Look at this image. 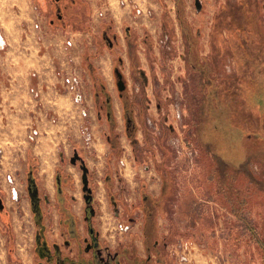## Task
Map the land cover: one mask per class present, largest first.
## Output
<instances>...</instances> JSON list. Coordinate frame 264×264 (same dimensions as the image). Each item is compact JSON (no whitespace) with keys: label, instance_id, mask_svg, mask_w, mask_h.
<instances>
[{"label":"rangeland","instance_id":"rangeland-1","mask_svg":"<svg viewBox=\"0 0 264 264\" xmlns=\"http://www.w3.org/2000/svg\"><path fill=\"white\" fill-rule=\"evenodd\" d=\"M130 1H101L103 15L101 9L91 15L87 0L86 20L77 29L46 15L47 1L30 0L48 35L77 33L84 51L77 62L69 52L63 63L52 52L48 61L42 54L53 42L46 45L37 37L29 61L18 59L10 72H0L6 77L0 84V264H39L27 190L30 168L41 195L53 200L56 176L66 182L62 170L74 165L66 185L76 195L72 208L79 209L82 227V169L69 160L75 150L88 168L92 222L103 253L134 250L140 259L150 256V264H264V99L236 79L238 61L222 41L230 32L224 28L221 40L211 41L216 17L240 15L242 1L264 27V0H200V9L195 0H184L196 55L213 69L208 74L191 64L194 52L180 30L175 0ZM69 5L61 0L60 12ZM0 35L4 43L1 26ZM90 44L104 58L97 69L92 64L104 94L88 67L95 56L87 50ZM115 67L125 80L122 94ZM227 97L231 121L217 117ZM126 100L132 103L130 114ZM51 156L54 170L42 163ZM42 208L61 240L56 211L44 200ZM146 228L162 257L153 238L150 248L145 245ZM117 256L125 264L123 251Z\"/></svg>","mask_w":264,"mask_h":264},{"label":"flooded vegetation","instance_id":"flooded-vegetation-1","mask_svg":"<svg viewBox=\"0 0 264 264\" xmlns=\"http://www.w3.org/2000/svg\"><path fill=\"white\" fill-rule=\"evenodd\" d=\"M45 1H47L49 7L46 15H53L57 21H64L66 25L75 24L73 18L75 15L81 14V4L78 0H68L70 5L65 12H60V7H58V3L61 0H43V2ZM253 13L255 12L253 11ZM49 21L53 22V18H49ZM103 37L108 42L109 47H112V38L106 34V31H103ZM113 38H115V36H113ZM120 94H122V90H120ZM126 118L129 122V117ZM72 155L69 157L70 162ZM64 159L65 157L61 158V160ZM71 163L80 164V160L76 159L75 162ZM65 174L68 179L66 182H64L65 177H62L60 174L56 176V192L53 200H51L46 193L43 194V196L41 195L38 180L33 169L30 168L27 174V190L30 195L32 210L36 217L35 221L37 224L35 231V251L39 256V264H120L121 261L116 259V252H108L106 248L104 250L105 252H102L104 248L99 240V231L94 228L92 222L95 216V209L91 203L93 197L89 202L85 200V213H83L81 220L83 229L81 228L80 230L79 217L72 208L74 196L68 194L64 189V185L67 183L71 184V174ZM83 192L84 197L86 191L83 190ZM42 200H44L47 205H51L54 211H56L57 231L61 240L53 235V222L49 221L47 225L45 213L42 208ZM50 220H52V217ZM48 229L51 230V235H49Z\"/></svg>","mask_w":264,"mask_h":264},{"label":"trees","instance_id":"trees-1","mask_svg":"<svg viewBox=\"0 0 264 264\" xmlns=\"http://www.w3.org/2000/svg\"><path fill=\"white\" fill-rule=\"evenodd\" d=\"M78 2L81 4L80 6V15H75L73 20L75 21V26L77 29L82 28L80 23L85 22V16L87 15L86 9L89 8L88 2L86 0H78ZM246 1H242V7L240 8V15H231V13L220 15L216 17L214 21V27L211 34V41L214 43L216 40H221L223 37L222 30L226 28L230 32V38L223 39L222 41L225 43V46L228 48L230 46V51H233V55L235 56L236 60L238 61V64L235 68V76L238 81H242L245 84H247V88L254 92V94L258 95L261 98L264 99V51L261 49H264V27L262 24L261 19L255 13H253L251 10L247 9ZM176 5V18L180 26V30L182 34L187 38V42L189 45V49L191 53L194 52L193 57L191 60L193 62L191 63L193 66H197L200 70V73H212L213 69L212 67H209L206 62V57L203 58L204 61L201 62L200 57L196 55V44L193 42L194 39L193 34L189 32L191 29L190 23L186 19L185 14V1L184 0H175ZM245 5V6H244ZM79 23V24H78ZM78 24V25H77ZM105 27V25H104ZM110 27V25L106 26L107 28ZM113 35H117V33L113 32ZM215 39V40H214ZM251 49H254L253 51H250ZM245 59L246 61H251V63L248 64H240V60ZM200 61V62H199ZM217 61V60H216ZM88 67H90L91 75L94 81L95 86L98 89L100 93H105V84L103 83L102 78L99 75H96L93 71L92 63L88 62ZM239 84V88L242 85V83ZM212 84V79L208 78V85ZM225 92V91H224ZM231 97H227L220 101V104L222 105V114L219 113L217 115L218 119L225 118L228 121H231L234 117V110L230 108L229 104L232 101L230 100ZM131 101L126 100L124 103V109L130 113L133 111V107L131 106ZM207 106V105H206ZM208 106L209 108L212 107L211 101L208 100ZM212 115L216 118V116L212 113ZM217 119V120H218ZM225 125V123H223ZM251 133V132H249ZM148 220V219H147ZM148 222V221H146ZM149 225V224H147ZM148 228L145 230L144 238H145V245L150 248L151 245V239L153 238V247L157 250V257L163 256V250L161 248H157L158 241L156 238L153 237L152 232L147 231ZM131 249V248H130ZM123 251V253L126 256V264H150L152 261L151 257L147 258L146 260L138 258L136 252L134 250H120ZM119 252H116V254H120ZM116 259H118V256H116ZM120 261V260H119Z\"/></svg>","mask_w":264,"mask_h":264},{"label":"crops","instance_id":"crops-1","mask_svg":"<svg viewBox=\"0 0 264 264\" xmlns=\"http://www.w3.org/2000/svg\"><path fill=\"white\" fill-rule=\"evenodd\" d=\"M101 1L106 2L107 0H88L90 7L92 9L91 15H94L93 12L95 13L98 9L102 10V12H99V14L103 15L104 7L100 8L99 6ZM133 2L137 4H142L143 1L133 0ZM101 4L103 5V3ZM36 15L37 14H35L30 8V0H0V26L2 28V37L5 43L3 50L0 52L1 73H3V71L5 70H6L5 72H10L11 68H13L12 67L13 61L18 62L17 61L18 59H22V60L28 59L29 61V56L30 54H32L31 48L33 42L36 41L37 37H38L37 39L41 38V43L45 42L46 45L51 44V42H53L52 44L54 48L50 47L51 51L49 49H45L46 51H44L42 54V56H44L46 59L48 58L47 59L48 61L51 52L53 54H58L60 56V62L62 63L67 61L66 52L70 53V56L72 57L74 62L75 61L77 62L79 60L80 53H82V51L84 50L79 45V39L77 33H66L65 36H61L60 34H53L50 36L46 32V29H43L41 27L40 25L41 22L39 21V18H37L38 16ZM111 15L116 18V14L111 13ZM36 22L39 24L36 25ZM87 35H91V32L90 33L87 32ZM63 41L66 42L68 41L70 46L66 44L64 45ZM96 49L97 46L95 47L93 46V44L92 45L90 44L87 50L88 51L92 50L93 54L95 55L93 57L92 64H94V66L97 69V67H99L98 64L99 63L102 64L101 62H103L104 58H102L103 60L101 61L100 59L101 55L96 51ZM4 79H6V77L4 75H0V84L3 83ZM12 79H13V75L11 76V80ZM43 80L46 81V78L45 79L43 78ZM98 142L100 141L98 140L97 144ZM39 157L40 156H38V160ZM42 163L43 164L48 163L50 165V168L53 170L56 167L55 166L56 161L53 159L52 156L43 157ZM73 169H74V165H69L68 167H65L62 171L64 173H69L74 177ZM41 170H44V168H42ZM64 189L67 191L68 194L73 195L74 199L76 198V195L74 193L73 194L71 193L67 185H64ZM75 213L77 215L80 214L79 209L78 210L76 209ZM81 217H82V211H81ZM79 228L81 230L82 227L79 226Z\"/></svg>","mask_w":264,"mask_h":264},{"label":"water","instance_id":"water-1","mask_svg":"<svg viewBox=\"0 0 264 264\" xmlns=\"http://www.w3.org/2000/svg\"><path fill=\"white\" fill-rule=\"evenodd\" d=\"M195 6L197 9L201 8V2L200 0H195ZM114 72L117 76V80H116V84L119 90H123L125 88V80L123 78L122 72L118 69V67L114 68ZM76 159L80 160V168L82 169V174H81V179H82V189L84 191H86V193L84 194V198L87 202L90 201V199L92 198V194H91V187L88 185V168L85 164L84 159L78 154V152L75 150L72 157H71V162H75ZM2 202L0 199V207H2ZM92 211V209H91ZM93 212V211H92Z\"/></svg>","mask_w":264,"mask_h":264},{"label":"built area","instance_id":"built-area-1","mask_svg":"<svg viewBox=\"0 0 264 264\" xmlns=\"http://www.w3.org/2000/svg\"><path fill=\"white\" fill-rule=\"evenodd\" d=\"M36 25H38V24H36ZM0 36H1V35H0ZM3 45H4V43L1 42V44H0V50L3 48Z\"/></svg>","mask_w":264,"mask_h":264},{"label":"bare ground","instance_id":"bare-ground-1","mask_svg":"<svg viewBox=\"0 0 264 264\" xmlns=\"http://www.w3.org/2000/svg\"><path fill=\"white\" fill-rule=\"evenodd\" d=\"M1 42H2V39H1V36H0V44H1ZM48 164V163H47Z\"/></svg>","mask_w":264,"mask_h":264}]
</instances>
